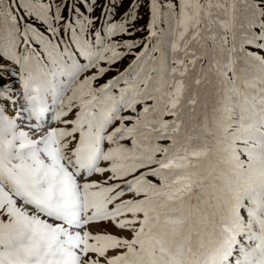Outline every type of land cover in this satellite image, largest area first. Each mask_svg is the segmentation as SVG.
Wrapping results in <instances>:
<instances>
[{"label":"snow or ice","instance_id":"obj_1","mask_svg":"<svg viewBox=\"0 0 264 264\" xmlns=\"http://www.w3.org/2000/svg\"><path fill=\"white\" fill-rule=\"evenodd\" d=\"M0 113V264H264V0H0Z\"/></svg>","mask_w":264,"mask_h":264},{"label":"clouds","instance_id":"obj_2","mask_svg":"<svg viewBox=\"0 0 264 264\" xmlns=\"http://www.w3.org/2000/svg\"><path fill=\"white\" fill-rule=\"evenodd\" d=\"M28 114L31 115L32 110L36 107L34 104L26 101ZM10 126V117L7 114L0 113V133H3Z\"/></svg>","mask_w":264,"mask_h":264},{"label":"trees","instance_id":"obj_3","mask_svg":"<svg viewBox=\"0 0 264 264\" xmlns=\"http://www.w3.org/2000/svg\"><path fill=\"white\" fill-rule=\"evenodd\" d=\"M125 7H127V5ZM143 12H144V15H145V20H146V8H142L141 13H143ZM95 14L96 15H99V9L96 10V13Z\"/></svg>","mask_w":264,"mask_h":264}]
</instances>
